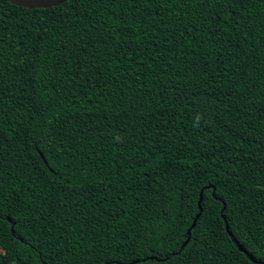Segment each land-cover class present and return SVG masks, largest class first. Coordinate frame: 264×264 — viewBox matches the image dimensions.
I'll return each mask as SVG.
<instances>
[{"label":"trees","instance_id":"1","mask_svg":"<svg viewBox=\"0 0 264 264\" xmlns=\"http://www.w3.org/2000/svg\"><path fill=\"white\" fill-rule=\"evenodd\" d=\"M3 244L264 264V0H0Z\"/></svg>","mask_w":264,"mask_h":264},{"label":"water","instance_id":"2","mask_svg":"<svg viewBox=\"0 0 264 264\" xmlns=\"http://www.w3.org/2000/svg\"><path fill=\"white\" fill-rule=\"evenodd\" d=\"M12 4L26 7V8H37V7H49L51 2H59V0H7ZM40 157H42L41 153H39ZM227 231V227H225ZM229 233V232H228ZM249 258L254 261L253 258L249 256Z\"/></svg>","mask_w":264,"mask_h":264},{"label":"snow or ice","instance_id":"3","mask_svg":"<svg viewBox=\"0 0 264 264\" xmlns=\"http://www.w3.org/2000/svg\"><path fill=\"white\" fill-rule=\"evenodd\" d=\"M62 3H66V0H59V2H51V4L49 5L50 7L51 6H56V7H59L60 6V4H62ZM206 190V189H205ZM201 195H202V193H201ZM213 195H214V193H213ZM201 212H203V209H201ZM181 221V218H179L178 217V224H177V227H179V222Z\"/></svg>","mask_w":264,"mask_h":264},{"label":"rangeland","instance_id":"4","mask_svg":"<svg viewBox=\"0 0 264 264\" xmlns=\"http://www.w3.org/2000/svg\"><path fill=\"white\" fill-rule=\"evenodd\" d=\"M8 246L6 244H3L0 248H1V251L5 250ZM20 255L23 253V250L20 249L19 251Z\"/></svg>","mask_w":264,"mask_h":264}]
</instances>
